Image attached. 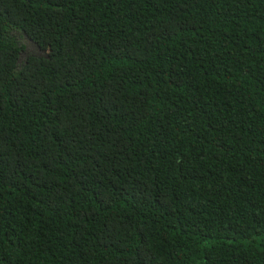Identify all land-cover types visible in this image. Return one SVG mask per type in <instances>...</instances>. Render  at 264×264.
I'll return each mask as SVG.
<instances>
[{"label": "trees", "instance_id": "16d2710c", "mask_svg": "<svg viewBox=\"0 0 264 264\" xmlns=\"http://www.w3.org/2000/svg\"><path fill=\"white\" fill-rule=\"evenodd\" d=\"M0 264H264V0H0Z\"/></svg>", "mask_w": 264, "mask_h": 264}, {"label": "rangeland", "instance_id": "374dc122", "mask_svg": "<svg viewBox=\"0 0 264 264\" xmlns=\"http://www.w3.org/2000/svg\"><path fill=\"white\" fill-rule=\"evenodd\" d=\"M21 42L26 46V49L22 53L21 60H23L28 54H38L41 55L43 52L32 42L28 41L27 39H22Z\"/></svg>", "mask_w": 264, "mask_h": 264}, {"label": "flooded vegetation", "instance_id": "af4514ba", "mask_svg": "<svg viewBox=\"0 0 264 264\" xmlns=\"http://www.w3.org/2000/svg\"><path fill=\"white\" fill-rule=\"evenodd\" d=\"M37 54V53H36Z\"/></svg>", "mask_w": 264, "mask_h": 264}]
</instances>
